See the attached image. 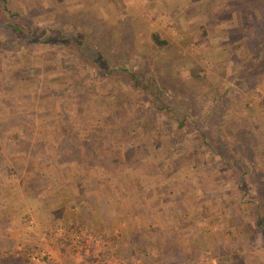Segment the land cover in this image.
Returning a JSON list of instances; mask_svg holds the SVG:
<instances>
[{"label":"rangeland","instance_id":"rangeland-1","mask_svg":"<svg viewBox=\"0 0 264 264\" xmlns=\"http://www.w3.org/2000/svg\"><path fill=\"white\" fill-rule=\"evenodd\" d=\"M4 3L0 244L31 264L118 263L138 250L137 235L115 252L120 223L158 218L172 227L159 233L174 240L167 252L187 263L264 264V223L252 217L264 213V8L241 5L234 25L226 0ZM58 32L99 49L106 70L166 86L168 112H152L125 73L46 39ZM130 118L144 132L131 142Z\"/></svg>","mask_w":264,"mask_h":264},{"label":"trees","instance_id":"trees-1","mask_svg":"<svg viewBox=\"0 0 264 264\" xmlns=\"http://www.w3.org/2000/svg\"><path fill=\"white\" fill-rule=\"evenodd\" d=\"M0 2H1V11L8 13V10L5 7L4 0H0ZM12 28H13V31L16 33H21V31H22L20 28H18L16 26H13ZM28 32L30 34L29 38L31 40L39 42V40H37V39L40 37V34H39V37H37V35L35 33H33V32L31 33L29 30H28ZM34 37H37V38L35 39ZM46 39L48 41H53V43L57 44L62 49H67L70 53H73V52L76 53L77 56L78 57L80 56V58L82 60L93 61L94 63H96V65L99 64L100 69L107 71V74L110 76L115 71H121V72L125 73L126 75H128V77H129L130 81L132 82V85L134 86V88L143 92V95L148 100L150 110L152 112H154V113H156V112L157 113L168 112L169 108L163 99V91L166 89V86H162V88L158 87L156 85V83L153 81L154 80L153 77H150V78L145 77L144 78V76L141 75L139 72H131L130 70H128L126 68H123V67L119 68V66L116 67V69L111 68V69L106 70V68L104 67V63L106 61L104 60L100 50L94 49L92 47V44H88L87 41L81 40L80 37H78V36H70V37L66 36L65 37L64 35H62L58 32L57 36H55V38L53 40H49L50 38H46ZM151 39H152V42L154 44H158L161 46L165 44V42L163 40H158L156 34H152ZM162 110H163V112H162ZM178 125L181 126L182 124H178ZM125 127L128 129V136H129L126 141L131 142V141H133V139L140 137V135L144 133L141 131V127L139 126V124L135 123L131 118L127 119ZM135 128H138V130L140 132L139 131L136 132ZM73 138H75V137H73ZM202 138H204V137H202ZM164 141L167 142L166 140H164ZM168 144H169V141H168ZM164 145L166 146L167 144H164ZM70 151H71V154H74L75 152L78 153V150H76L72 147H71ZM127 151H128V148L125 149V153H127ZM53 157H57V154L54 155ZM115 161L118 163L117 159ZM68 164H69L68 161H63V162L59 163V165L61 166L63 171L66 173H68V170H69V168L67 167ZM79 199H84L86 201V197L82 196V195L80 197H78V200ZM252 210L255 211V215L252 216L254 219L253 223L258 228H262L263 223H264L263 207L259 208V206H256V208L255 209L253 208ZM117 215L120 216V214H118V213H117ZM117 215H115L114 217L117 218ZM137 235L139 237L143 238L142 232L141 233L139 232V234H137ZM164 238H165L166 243H167V249L164 251L165 255H172L173 260H175L174 259L175 257H177V258L180 257L181 259H179V260H177V258H176L177 261H183V262H187V261L189 262L190 261L189 256L184 255L182 253H180V254L175 253V255H174V254H172V252L170 250H169L170 253H169V251L167 252V250L169 248L171 249V247H172L171 245L174 244V240H172L168 236V234H165ZM12 245L13 244L11 242H10V244H3V243L0 244V258L2 259L0 264H31L30 262H28L27 256L24 255V252L19 251V252L14 254V252L12 251ZM178 252H180V251L178 250Z\"/></svg>","mask_w":264,"mask_h":264},{"label":"crops","instance_id":"crops-1","mask_svg":"<svg viewBox=\"0 0 264 264\" xmlns=\"http://www.w3.org/2000/svg\"><path fill=\"white\" fill-rule=\"evenodd\" d=\"M241 5L247 6V8L253 6L254 8L259 10L260 8H264V0H226L224 7L226 8L225 10H227L228 14L230 15V19H232L231 22L234 25L240 22L242 23L245 19L244 16L243 17L242 15L240 16L237 10L238 8L242 9ZM214 6L217 7L218 5L216 4ZM226 23L228 24V22ZM229 24H231L230 20H229ZM128 221L124 223H120L122 224V226L120 227V233L121 236L123 235V238H126V241H123L122 245L124 246H118L117 247L118 251L115 252L121 254L120 252L125 247V244L128 247V245H130V242H133L135 236H137L139 232L140 233L142 232L143 238L139 236H137L136 238V241H138L137 252L130 253L127 256V258L121 257V259L124 260H120L118 263H116L115 261L114 262L107 261L106 264H192V263H187L188 261L183 262V261L173 260L172 255L164 254V251L166 250L167 247H166V243L163 240H160L159 233H162L163 230L169 231L172 228L171 226H160V224H158V218H156L154 223L145 224V225L138 223L136 224V221L134 224L133 223L129 224ZM175 229H176L175 230L176 233L183 232L184 235L185 232L187 231L186 227L175 228ZM124 230L125 233L128 234L127 236L123 234ZM113 231L117 232L118 230H113ZM178 242L182 249L186 248V240L183 236L178 237ZM125 249H129V248H125ZM220 249L221 248H219V253H223ZM115 252L114 254H116ZM217 255L219 256V254ZM213 260L214 259H211L212 262ZM215 261H217V264L221 262L220 260H217V258Z\"/></svg>","mask_w":264,"mask_h":264},{"label":"built area","instance_id":"built-area-1","mask_svg":"<svg viewBox=\"0 0 264 264\" xmlns=\"http://www.w3.org/2000/svg\"><path fill=\"white\" fill-rule=\"evenodd\" d=\"M83 232H81L79 229H75L72 233H71V236L73 237V238H75V239H83V238H81L83 235Z\"/></svg>","mask_w":264,"mask_h":264}]
</instances>
